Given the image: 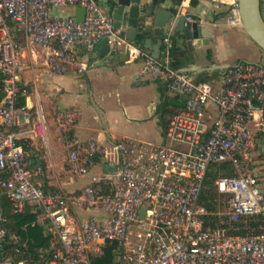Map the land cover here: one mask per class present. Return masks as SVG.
Here are the masks:
<instances>
[{"label": "built area", "instance_id": "2783aa9c", "mask_svg": "<svg viewBox=\"0 0 264 264\" xmlns=\"http://www.w3.org/2000/svg\"><path fill=\"white\" fill-rule=\"evenodd\" d=\"M229 4L228 23L243 29L238 0ZM77 6L86 9L81 22L75 12L57 13ZM115 23L99 0H0V264H28L33 242L10 225L4 202L16 216L30 206L39 210L50 237L42 264H96L109 247L113 260L107 264H264V192L246 163L254 147L252 123L264 124V63L234 62L220 72L216 88L201 73L173 65L169 34L157 58ZM18 35L48 49L46 64L54 75L72 66L87 71L77 58L79 47L92 52L106 40L127 61L141 60L143 71L169 95L184 97L185 105L169 117L160 144L82 139L75 134L79 110L58 111L70 173L86 177L102 162L116 170L107 172L103 165L101 175L76 192L52 189L40 162L50 138L47 117L21 103L27 89ZM224 163L234 170L217 181L226 206L210 209L202 202L206 177ZM73 207L94 213L77 216ZM258 217V232H237ZM213 218L219 219L216 225Z\"/></svg>", "mask_w": 264, "mask_h": 264}, {"label": "crops", "instance_id": "0c3cea01", "mask_svg": "<svg viewBox=\"0 0 264 264\" xmlns=\"http://www.w3.org/2000/svg\"><path fill=\"white\" fill-rule=\"evenodd\" d=\"M171 1L181 6L182 13L195 10L204 19V28L209 29L205 35L211 38L209 45L191 52L182 35L173 36L169 32L174 44L173 61L185 71L201 73L216 88L220 86L219 75L224 68L238 60H247L241 58L244 56L241 53L243 47L257 46L261 49L244 29L228 23V15L218 17L227 11L229 2L233 0H199L203 4L196 6L192 5V0ZM261 8L264 16V0H261ZM74 9L65 7L57 13L67 16ZM148 37L152 38L154 44L159 39L152 31L145 38ZM18 38L21 42V82L27 89L25 103L32 108L42 109L48 120L50 138L44 147L45 158L40 161L45 168L44 182L48 187L64 192L79 191L94 177L101 175L104 165L103 162L99 163L86 177H75L70 173L57 126L56 114L60 110L70 107L79 110L75 134L82 139H96L104 145L124 138L154 144L163 142L164 128L159 112L163 97L168 93L160 81L143 71L141 60L129 62L118 54L117 59L109 60L99 56L103 46H96L92 52L79 47L77 58L88 64L87 71L81 72L72 66L66 74L54 75L46 64L48 49L35 45L23 36L18 35ZM161 49L162 56L164 45ZM255 57H261L264 62L263 53ZM53 77L56 78L52 84ZM254 124V147L246 156L247 160L264 154V124ZM56 141L61 145L59 161L52 159ZM30 208L33 212L38 211L36 221L46 227L39 210L35 206ZM71 213L81 216L94 212L73 207Z\"/></svg>", "mask_w": 264, "mask_h": 264}, {"label": "water", "instance_id": "95a60500", "mask_svg": "<svg viewBox=\"0 0 264 264\" xmlns=\"http://www.w3.org/2000/svg\"><path fill=\"white\" fill-rule=\"evenodd\" d=\"M103 8L112 14L116 20V27L121 28L126 37L136 41L140 35L150 34L158 36L156 44L152 38H145L144 47L154 56L159 58L162 54L161 47L166 34L173 36L182 35L189 51L209 45L211 38L205 34L204 19L194 10L182 13L179 4L171 0H99ZM200 5L203 3L200 2ZM238 8L242 19L243 29L248 37L264 50V16L262 14L261 0H238ZM77 21L85 19L86 9L77 6L74 9ZM73 13L66 17L72 16ZM207 31V32H206ZM103 46L100 57L117 59L118 55L110 49L106 40H102L97 47ZM107 172H114L116 167L105 165ZM146 213L142 209L140 217Z\"/></svg>", "mask_w": 264, "mask_h": 264}, {"label": "trees", "instance_id": "16d2710c", "mask_svg": "<svg viewBox=\"0 0 264 264\" xmlns=\"http://www.w3.org/2000/svg\"><path fill=\"white\" fill-rule=\"evenodd\" d=\"M181 2L182 0H176ZM199 0H192L191 3L193 6L199 4ZM230 6L228 7L227 11L218 15L220 16H227L229 14ZM12 28L14 32H17L15 26L12 23ZM145 36L140 35L135 43L139 44L140 46L144 47ZM145 48V47H144ZM174 50V49H173ZM173 65L179 67L177 63L173 61ZM202 80L206 81L207 79L203 78ZM21 103H25V98L21 99ZM185 105V98L173 95H164L162 104L160 106V121L164 128V132L166 130V126L168 123V119L173 114L177 113L181 110ZM234 174V170L231 164L224 163L220 165H214L208 171L204 191L202 195V202L209 207L210 209H218V203L215 201L216 192H217V181L220 175L226 174ZM4 210L8 217L10 218V225L19 232L24 238H29L33 242L30 243L29 253L31 255V261L28 264H42V260L46 257L49 253L50 247V237L47 234V228L40 224L32 225L33 222L36 221L38 211L33 212L30 207L27 208L25 213L21 216L12 215L10 212V207L7 202H4ZM219 221L218 218H213L211 220L212 225H216ZM261 219L258 217V221L251 220L246 228H240L237 232L238 233H246L248 230L255 229L258 232L259 224L261 223ZM26 226V229L23 227ZM234 232V231H233ZM236 232V231H235ZM113 260V255L111 253V247H109L106 251V256L103 258H96V264H107Z\"/></svg>", "mask_w": 264, "mask_h": 264}, {"label": "rangeland", "instance_id": "374dc122", "mask_svg": "<svg viewBox=\"0 0 264 264\" xmlns=\"http://www.w3.org/2000/svg\"><path fill=\"white\" fill-rule=\"evenodd\" d=\"M220 3H223L222 1H220ZM227 5V4H226ZM255 48H251V46H246L242 48V52L244 56H241V58H247V60L249 61H254V62H260V63H264L261 57H255V55L257 54H264V50L259 49L257 46H254ZM56 77L52 78V84L53 81ZM60 143L59 142H54V153L52 155V159L59 161L61 159L60 157V153L59 151L61 150L60 147ZM246 163L249 166V170L250 172H252L253 174H255L258 179H259V183H260V188L261 190L264 192V154H262L261 156H259L258 158H254L252 160H247L246 159ZM215 201L218 203V208L221 209L222 211L225 209V201H226V197L219 194V192H216V198ZM91 213H83L81 214V217H85L88 216Z\"/></svg>", "mask_w": 264, "mask_h": 264}]
</instances>
